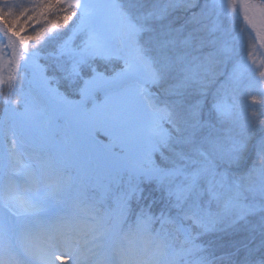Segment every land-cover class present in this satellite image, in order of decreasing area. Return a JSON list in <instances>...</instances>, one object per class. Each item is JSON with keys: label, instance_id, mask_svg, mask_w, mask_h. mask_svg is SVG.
<instances>
[{"label": "snow or ice", "instance_id": "obj_1", "mask_svg": "<svg viewBox=\"0 0 264 264\" xmlns=\"http://www.w3.org/2000/svg\"><path fill=\"white\" fill-rule=\"evenodd\" d=\"M225 4L0 0V264H264V99Z\"/></svg>", "mask_w": 264, "mask_h": 264}, {"label": "rangeland", "instance_id": "obj_2", "mask_svg": "<svg viewBox=\"0 0 264 264\" xmlns=\"http://www.w3.org/2000/svg\"><path fill=\"white\" fill-rule=\"evenodd\" d=\"M231 0H226L225 6L220 10L230 20L231 29L237 28L241 33V37L237 38L239 41V49L241 58L246 65L245 73L254 81L253 90L245 99L251 103V96H256L257 99H264L261 92L264 91V77L260 73L264 72V0H235V6L231 10L227 4ZM227 27V28H228ZM235 33H233L234 35ZM10 59V53L4 54L3 61L0 64V92L6 91L11 85L8 83L9 75L15 78V71L6 63ZM15 83V79L13 80ZM13 100L17 96L11 97ZM2 107V105H0ZM253 109H249L251 112ZM259 111L258 106L256 107ZM17 195L22 197L27 196L23 185Z\"/></svg>", "mask_w": 264, "mask_h": 264}, {"label": "trees", "instance_id": "obj_3", "mask_svg": "<svg viewBox=\"0 0 264 264\" xmlns=\"http://www.w3.org/2000/svg\"><path fill=\"white\" fill-rule=\"evenodd\" d=\"M220 11H222V10H220ZM174 17L177 18L180 23H183L185 14H184L183 10L181 9L180 11H177L176 13H174ZM221 19L223 22V26L225 28H227L230 25V21H229L230 19L227 18L224 14H222ZM238 31H239L238 27L237 28L233 27L232 28V35H233V33H235L234 36H236L237 38L241 37V33ZM246 237H247V234L242 232L239 235L234 236L233 239L243 240V239H246Z\"/></svg>", "mask_w": 264, "mask_h": 264}]
</instances>
